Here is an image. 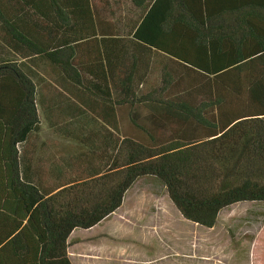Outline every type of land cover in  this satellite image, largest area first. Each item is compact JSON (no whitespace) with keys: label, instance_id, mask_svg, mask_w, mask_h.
<instances>
[{"label":"trees","instance_id":"16d2710c","mask_svg":"<svg viewBox=\"0 0 264 264\" xmlns=\"http://www.w3.org/2000/svg\"><path fill=\"white\" fill-rule=\"evenodd\" d=\"M146 177L203 228L264 204V0H0V264H71Z\"/></svg>","mask_w":264,"mask_h":264},{"label":"rangeland","instance_id":"374dc122","mask_svg":"<svg viewBox=\"0 0 264 264\" xmlns=\"http://www.w3.org/2000/svg\"><path fill=\"white\" fill-rule=\"evenodd\" d=\"M49 131L40 115L39 145L56 141ZM67 251L71 264H264V204L232 205L203 228L185 220L165 187L146 177L115 213L88 231H74Z\"/></svg>","mask_w":264,"mask_h":264},{"label":"crops","instance_id":"0c3cea01","mask_svg":"<svg viewBox=\"0 0 264 264\" xmlns=\"http://www.w3.org/2000/svg\"><path fill=\"white\" fill-rule=\"evenodd\" d=\"M122 204H123V202H122ZM120 207H121V206H120ZM116 211H117V210H116ZM114 213H115V212H114ZM103 221H104V220H103ZM100 223H101V222H100ZM100 223H99V224H100ZM99 224H98V225H99ZM94 227H95V226H94ZM91 229H92V228H91ZM89 230H90V229H89ZM74 231H76V230H74ZM74 231H73V232H74ZM81 231H88V230H81ZM73 232H72V233H73ZM72 233H71V234H72ZM69 237H70V236H69ZM68 244H69V238H68ZM67 255H68V251H67ZM68 258H69V257H68ZM69 261H70V260H69ZM147 263H148V262H147ZM147 263H146V264H147ZM150 263H152V262H150ZM154 263H155V262H154ZM154 263H152V264H154Z\"/></svg>","mask_w":264,"mask_h":264}]
</instances>
